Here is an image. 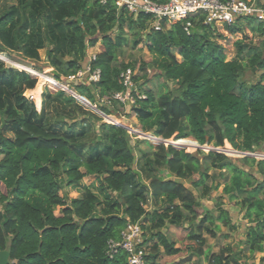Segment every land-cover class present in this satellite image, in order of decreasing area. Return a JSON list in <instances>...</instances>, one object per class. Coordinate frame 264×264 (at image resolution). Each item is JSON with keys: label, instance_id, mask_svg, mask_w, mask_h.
<instances>
[{"label": "trees", "instance_id": "1", "mask_svg": "<svg viewBox=\"0 0 264 264\" xmlns=\"http://www.w3.org/2000/svg\"><path fill=\"white\" fill-rule=\"evenodd\" d=\"M253 2L264 8V0ZM152 21L144 14L134 19L111 0H16L0 9V55L38 62V51L45 50L51 77L66 83L89 64L87 49L100 43L90 63L100 72L98 82L69 86L100 114L122 118L125 105L112 97L127 91L120 75L136 67L118 60L131 34L133 46L145 43L152 57L140 64L142 78L150 67L177 87L144 90L133 77L134 103L128 106L143 133L216 149L228 144L233 153L264 151V20L243 17L226 27L242 37L230 61L214 41L215 26L204 25L203 16L163 21L159 31ZM246 70L256 81H242ZM36 83V77L0 61V252L9 253V264H127L123 250L109 257L108 244L118 242L128 224L141 225L146 264H160L161 249L166 256L180 254L163 233L169 226L187 229L185 252L206 257L207 264H249L246 255L264 256V161L243 157L237 165L215 151L191 154L133 141L127 130L104 123L60 90H43L38 112L24 96ZM86 177L97 185L85 187L82 197L60 195ZM224 177L221 197L240 200L234 205L250 226L241 249L225 245L206 255L205 236L216 238L221 226L230 233L237 227L222 202L215 205L216 215L202 205Z\"/></svg>", "mask_w": 264, "mask_h": 264}, {"label": "rangeland", "instance_id": "2", "mask_svg": "<svg viewBox=\"0 0 264 264\" xmlns=\"http://www.w3.org/2000/svg\"><path fill=\"white\" fill-rule=\"evenodd\" d=\"M250 2H253V0H249ZM254 3V2H253ZM12 4H16V0H0V9L4 6H10ZM135 19V17H134ZM214 35V41H216L219 45H221L224 48V54L226 56V60L230 61L233 59L235 54V46L234 43L238 40L242 39L241 34H230L228 33L226 27L223 26H215V31L213 33ZM219 35L221 37H219ZM248 37H251V35L248 33ZM127 44L123 47V53L119 56V62H122L124 64H128L130 62H135L136 67L135 70L132 73V79L133 77H138L139 80L136 83V87L141 86L144 90H151V91H163L164 87L166 86L167 89H176V85H173L171 83H166L164 79L159 76V73L154 71L152 68L147 67V76L142 78V71L139 70L140 64L145 63L149 64L152 60L151 55L146 49L145 43H140L137 46H133L132 44V36L131 34H127L126 36ZM256 37L251 38L253 44L256 43ZM100 43H98L95 47L88 48L87 49V55H96L99 53ZM39 61L38 62H32L23 60L21 56L16 54L11 55H0V61L3 62L7 67L15 68L19 71H24L28 74L32 73L35 75L37 79V83L32 90L25 91L24 96L29 101L33 102L35 105L36 110L39 112L41 109V94L43 90L47 89L51 93H55L56 91H63L65 94L69 96L75 97L71 87L69 86L70 82L80 81V80H73V78H68L66 80V83L61 82L58 87L57 85L53 84V78L50 75V70L45 66V50H39ZM178 60L180 58L176 56ZM10 62L14 63H22L28 65L30 67V70L21 69L18 67H14L10 64ZM27 68V67H26ZM31 74V75H32ZM40 75H45L44 77H39ZM242 81L246 84H250L254 81H256L257 76H254L251 74L248 70L244 73L242 76ZM51 80L52 82H50ZM132 85L135 83L132 80ZM62 89V90H61ZM136 90V88H135ZM133 91V89H132ZM141 98H144L143 96H140ZM76 101L82 105L85 109L91 110L94 113H97L99 117L102 119V121L106 124H113L117 125L119 127H122L123 129L127 130V132L133 137V141L136 140H142V141H149L154 146L159 144L172 145L179 149H184L187 153L195 154L197 151H201L204 154H207L210 151H216L218 153L226 155L228 158H231L235 161L237 165H240V161L243 157H249L256 160H264V151H257L253 154H242L239 152L233 153L232 148L225 144L222 148H212L211 146H199L195 141L191 139H185L180 140L177 142H174L172 140L170 141H162L160 139L154 138L149 134H145L140 130V126L138 124L137 119L135 118V115L132 111V108L128 106V104H124L125 106L122 107L119 111V113L122 115V118H115V117H108L100 114L96 108L92 105H90L85 99L79 97L76 95L75 97ZM104 99V98H103ZM130 100V103H134V99L130 96L128 98V101ZM114 118V119H112ZM116 120V121H115ZM8 137L11 138V135L7 134ZM140 149H145L146 145L143 143L139 146ZM232 152V153H231ZM263 156V157H262ZM211 173H213L211 171ZM228 181L227 177H224L222 179H219L220 188L217 192H212L208 200L202 201L203 208L212 211L214 215H216L215 205L218 202H222L224 209H231L230 216L234 223H236L237 227L236 230L232 233L228 232L226 228L220 227L219 232H217L216 238H210L209 236L206 237V244L204 246V251H206V255L216 253L221 247L225 245H231L233 247L234 251H237L242 248V240L244 238L246 229L249 228L250 224L248 220H243V214L244 212L237 206L234 205L237 201L240 200H233L230 203H228L227 199L224 197H221L222 189L224 184ZM90 185H97V181L94 177H86L84 178L80 185L74 189V188H68L66 191H62L60 195L67 194L69 199H78L82 197L83 190L85 187H89ZM93 191V190H92ZM94 192V191H93ZM59 210L57 209L55 211V215H58ZM187 227V226H186ZM163 233L166 235L168 240L172 242L176 248L181 249L180 254L176 256H166L163 252V250H160V257L158 259L160 264H207L206 257H191L185 252L186 246L184 245V241L186 238V235L188 233V230L185 228L178 229L172 226L166 227L163 230ZM222 235H226L227 238L223 239ZM264 245V242H263ZM147 253H149L148 249H145ZM247 263L251 264H259L261 257H264L263 254H254V256L251 258L248 255H246ZM264 259V258H263Z\"/></svg>", "mask_w": 264, "mask_h": 264}, {"label": "built area", "instance_id": "3", "mask_svg": "<svg viewBox=\"0 0 264 264\" xmlns=\"http://www.w3.org/2000/svg\"><path fill=\"white\" fill-rule=\"evenodd\" d=\"M102 3L106 0H100ZM119 9H125L133 18L140 14L152 17V27L155 31L161 29V23L176 22L186 20L195 16H203L204 25L233 26L237 19L254 16L257 21L264 20V8L257 7L255 3L249 0H167L164 3H158L152 0H111ZM190 23H186L189 27ZM89 64L81 71H78L73 80H86L96 83L99 80V70H91L90 63L95 61L96 55H87ZM132 71L127 69L120 75L121 82L126 92L113 95V99L122 104H131L128 98L131 96ZM32 73H30L31 75ZM32 76L35 77L34 74ZM54 85L60 84L53 81ZM62 90V89H61ZM75 98V97H74ZM108 101L107 98L102 102ZM133 104V103H132ZM95 107V106H94ZM260 161V160H258ZM262 161V160H261ZM264 161V160H263ZM143 231L140 224H128L121 232L118 242L110 241L108 244V255L112 257L118 250H123L127 256V264H146V250L143 246Z\"/></svg>", "mask_w": 264, "mask_h": 264}, {"label": "water", "instance_id": "4", "mask_svg": "<svg viewBox=\"0 0 264 264\" xmlns=\"http://www.w3.org/2000/svg\"><path fill=\"white\" fill-rule=\"evenodd\" d=\"M0 264H9V253L7 251L0 252Z\"/></svg>", "mask_w": 264, "mask_h": 264}, {"label": "crops", "instance_id": "5", "mask_svg": "<svg viewBox=\"0 0 264 264\" xmlns=\"http://www.w3.org/2000/svg\"><path fill=\"white\" fill-rule=\"evenodd\" d=\"M228 211H231V209H229Z\"/></svg>", "mask_w": 264, "mask_h": 264}, {"label": "clouds", "instance_id": "6", "mask_svg": "<svg viewBox=\"0 0 264 264\" xmlns=\"http://www.w3.org/2000/svg\"><path fill=\"white\" fill-rule=\"evenodd\" d=\"M216 152V151H215Z\"/></svg>", "mask_w": 264, "mask_h": 264}]
</instances>
